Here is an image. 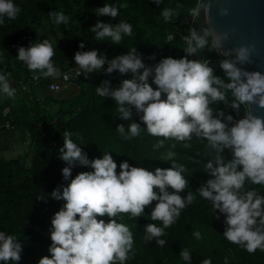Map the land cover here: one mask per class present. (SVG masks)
Listing matches in <instances>:
<instances>
[{"label": "clouds", "instance_id": "1", "mask_svg": "<svg viewBox=\"0 0 264 264\" xmlns=\"http://www.w3.org/2000/svg\"><path fill=\"white\" fill-rule=\"evenodd\" d=\"M161 2L154 0L156 5ZM20 11L15 0H0V25L5 23V17L15 19ZM118 12L117 5L104 3L96 15L117 17ZM50 15L57 24L69 20L62 11H52ZM161 15L169 21L176 10L165 7ZM91 30L98 41L108 38L118 45L124 36L132 34V25L125 20L112 23L98 19ZM184 40L185 55L163 56L153 66L146 65L143 54L136 48L108 59L97 48L84 50L82 40L73 60L79 66L77 75L83 74L85 78L93 73L112 74L114 70L121 75L131 73L118 86L105 79L95 89L100 96L114 99L121 119L132 121L127 130L123 123L116 125L123 139L139 136L142 131L141 123L133 119V109L148 134L162 137L154 148L163 147L168 138L183 141L184 148L191 147L193 136L205 139L208 152L203 171L209 178L197 188L199 195L211 202L217 218L223 214V236L228 241L250 253L264 250V195L248 186H264V116L250 107L253 103L264 107V71L244 66L250 59V50L245 45L223 52L224 59L219 61L222 75L207 59L189 58L202 49L221 48V38L208 28H192ZM17 52V60L34 73L38 71L34 79L62 75L51 59L55 53L48 39L18 46ZM9 75L0 71V96L15 98L16 89L11 86ZM64 78H68L66 74ZM221 104L225 107H218ZM227 108L237 115L226 111ZM72 135L69 131L63 133L59 154L66 162L61 170L63 178L69 182L61 183L50 193L63 202L51 217L50 255L41 256L38 264H125L133 254L134 237L130 227L120 222L123 219L120 213L159 220V225H144V238L155 239L164 246L166 240L161 237L165 229L194 200L192 192L181 194L189 180L184 175L186 166L173 159L176 153L167 150L160 158L170 161V167L149 170L123 160L117 172V162L109 151H104L101 157L89 158ZM225 150L231 153V158ZM76 164L90 166L92 170L80 171L73 177L72 168ZM145 206H151L150 213L145 212ZM192 234L196 239L202 238L199 230ZM22 250L16 236L0 230V262L17 264ZM179 255L192 264V251L182 248ZM200 264L212 262L203 258Z\"/></svg>", "mask_w": 264, "mask_h": 264}, {"label": "trees", "instance_id": "2", "mask_svg": "<svg viewBox=\"0 0 264 264\" xmlns=\"http://www.w3.org/2000/svg\"><path fill=\"white\" fill-rule=\"evenodd\" d=\"M15 3L21 9L17 17H5V23L0 25V71L10 74L9 81H38L39 86H47V78L34 79L38 71L34 73L26 64L17 60L18 46L48 39L55 53L51 59L61 72L79 67L73 56L79 50L81 40L85 42L84 50L97 48L108 59L136 48L143 54L146 65H154L163 56L185 55L184 34H188L191 26L187 18L190 10L198 5V0H162L160 5H156L154 0H15ZM104 3L117 5L118 16L98 17V7ZM165 7L176 10L172 20L163 19L161 11ZM52 11L64 12L69 17L68 22L58 24L57 28H48L46 21L53 19L50 15ZM98 19L112 23L125 20L132 25V34L124 36L118 45L107 40L108 38L98 41L91 30ZM193 25L197 28L196 22ZM202 28L209 29L207 24ZM52 36L55 37V42L52 41ZM194 59H207L217 74H223L219 68V61L224 59L220 49H202ZM130 77L131 73L121 75L118 70H114L112 74H89L87 78L82 74L70 82H74L78 90L64 103L51 97L33 99L28 93L15 98L0 96V116H4V109L9 107L7 116L11 120V126L24 125L32 147L30 164H27L26 158L0 157V230L16 236L22 243L21 259L17 264H38L41 256L50 255L51 217L63 203L51 197L50 193L61 183L69 182L63 178L61 170L66 162L59 155L65 131L73 134L71 138L81 145L89 158L101 157L104 151H109L117 162V172L123 160L149 170L170 167V161L160 159L167 150L174 151L176 155L173 159L187 168L184 175L189 180V185L181 194L192 192L194 200L165 229V235L161 237L166 240L164 246L158 245L155 239L146 241L144 238V225H159V220L152 221L148 216L136 218L130 217L128 213L119 214L123 217L120 222L130 227L134 237L133 254L125 264H187L179 255L182 248L192 251V264H200L203 258H210L212 264H225V258L227 264H264V250L257 249L250 253L223 236V214L217 218L211 202L201 197L197 191L200 183L209 178V174L203 171L208 152L205 139L193 136L189 142L191 147L184 148L183 141L168 138L163 147L154 148L153 145L162 137L148 134L134 109L133 119L142 126L140 135L125 140L116 131L117 124L123 123L127 130L132 121L121 119L114 99L100 96L95 89L105 79L111 81L112 86H118L121 79ZM153 87L156 86L153 84ZM53 103H59L60 107L50 116L47 113ZM218 107L225 106L221 104ZM226 111L237 115L230 108ZM242 114L241 108L240 115ZM4 129L6 127H0V131ZM225 152L231 158V153L227 150ZM85 170L92 169L90 166L76 164L72 168V176ZM248 186L264 195V186ZM155 203L153 201L152 205ZM150 211L151 206H145V212ZM103 218L106 221L108 219L106 215ZM195 230L201 232V239L193 236Z\"/></svg>", "mask_w": 264, "mask_h": 264}, {"label": "water", "instance_id": "3", "mask_svg": "<svg viewBox=\"0 0 264 264\" xmlns=\"http://www.w3.org/2000/svg\"><path fill=\"white\" fill-rule=\"evenodd\" d=\"M224 9L227 11L222 12ZM205 24L221 38L222 52L245 45L250 50V59L244 66L264 71V0H204L198 13L197 29ZM250 107L264 116V107L255 103Z\"/></svg>", "mask_w": 264, "mask_h": 264}, {"label": "rangeland", "instance_id": "4", "mask_svg": "<svg viewBox=\"0 0 264 264\" xmlns=\"http://www.w3.org/2000/svg\"><path fill=\"white\" fill-rule=\"evenodd\" d=\"M46 26L48 28H51V27H54V28H57L58 24L54 21V19H52L51 21L50 20H47L46 21ZM185 36L187 35V33L184 34ZM52 41L55 42V37L52 36ZM14 80L10 81V84H13ZM34 84L33 82H29L28 83V90H26V92L20 94L21 96L25 95L27 93L31 94V96L33 97V99H36V98H53V99H56L58 100L59 102H62L64 103L67 99L70 98V96L78 90V87L76 86V84L73 82V83H69V87H68V84L62 88L60 91L58 92H51L47 89V87L45 85H42V86H39V89L37 90L38 93H34L33 94V91L36 90V88H34ZM37 87V86H35ZM42 96V97H41ZM31 97V98H32ZM22 98V97H21ZM24 103H22V106H23ZM59 103H53L50 108L48 109V115H53L55 114V112L58 110L59 108ZM17 132V131H16ZM18 133V132H17ZM25 135V134H24ZM23 134H19L17 135L16 137V140L15 138L12 139L13 140V146L14 148L16 149L15 152L12 151V148L10 147H2L0 145V157H6V158H13V157H19L21 159L23 158H26V162L27 164H30V156H31V153H32V147L30 145V137L27 133V137H25ZM11 138H8V140H10Z\"/></svg>", "mask_w": 264, "mask_h": 264}, {"label": "built area", "instance_id": "5", "mask_svg": "<svg viewBox=\"0 0 264 264\" xmlns=\"http://www.w3.org/2000/svg\"><path fill=\"white\" fill-rule=\"evenodd\" d=\"M204 0H198V5L195 8H192L189 12L188 15V23L191 25L190 29L192 28H196L193 24L194 22L197 23V19H198V13H199V9L202 6ZM170 38H173V35H170ZM149 66V64H147ZM79 71V67H72L64 72H61L62 75L59 77H47L48 79V85L46 86L47 89L51 92H58L60 91L62 88H64L67 84H69L71 81L77 79L78 77H80L82 74L77 75V72ZM64 74L67 75V79L64 78ZM33 84L35 86H39V82L38 81H33ZM12 87H14L16 89V94L15 96H18L22 93H24L26 90H28V83L24 82L22 80L18 81V82H13V84L11 85ZM9 107H6L4 109V117L7 118L6 122L4 123V127L6 128H11V120L10 118L7 116V114L9 113Z\"/></svg>", "mask_w": 264, "mask_h": 264}, {"label": "crops", "instance_id": "6", "mask_svg": "<svg viewBox=\"0 0 264 264\" xmlns=\"http://www.w3.org/2000/svg\"><path fill=\"white\" fill-rule=\"evenodd\" d=\"M71 84V83H70ZM12 85V84H11ZM68 87H69V84H68ZM34 88H36V90L35 91H33V94L34 93H38V89H39V87H35L34 86ZM29 94V93H28ZM30 95V97H32L31 96V94H29ZM42 97V96H41ZM33 98V97H32ZM43 98V97H42ZM36 99H40V98H36ZM6 120H7V118L6 117H4V116H0V127H4V123L6 122ZM18 133H17V132ZM19 134H25L24 136L25 137H27V131H26V129H25V126L24 125H15V126H12L11 128H6V129H4V130H2V131H0V145L2 146V147H10V148H12V151H14L15 152V148H14V146H13V140L12 139H14L15 138V140H16V137H17V135H19ZM8 138H11L10 140H8ZM13 142V143H12Z\"/></svg>", "mask_w": 264, "mask_h": 264}]
</instances>
